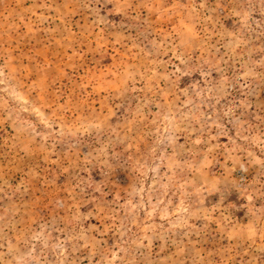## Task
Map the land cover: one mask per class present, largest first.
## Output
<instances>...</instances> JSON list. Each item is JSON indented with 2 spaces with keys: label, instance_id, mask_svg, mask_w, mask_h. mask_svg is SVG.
<instances>
[{
  "label": "rangeland",
  "instance_id": "374dc122",
  "mask_svg": "<svg viewBox=\"0 0 264 264\" xmlns=\"http://www.w3.org/2000/svg\"><path fill=\"white\" fill-rule=\"evenodd\" d=\"M0 264H264V0H0Z\"/></svg>",
  "mask_w": 264,
  "mask_h": 264
}]
</instances>
